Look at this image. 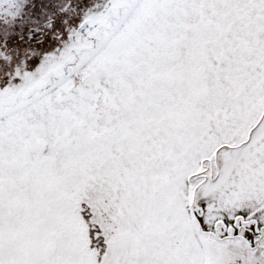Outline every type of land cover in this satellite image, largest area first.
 I'll return each mask as SVG.
<instances>
[{
  "label": "snow or ice",
  "instance_id": "1",
  "mask_svg": "<svg viewBox=\"0 0 264 264\" xmlns=\"http://www.w3.org/2000/svg\"><path fill=\"white\" fill-rule=\"evenodd\" d=\"M0 264H264V0H0Z\"/></svg>",
  "mask_w": 264,
  "mask_h": 264
}]
</instances>
